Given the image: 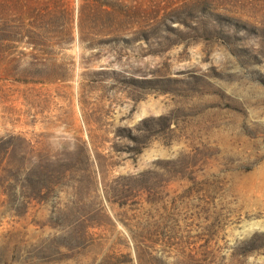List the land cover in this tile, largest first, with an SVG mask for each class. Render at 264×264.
<instances>
[{
    "label": "rangeland",
    "instance_id": "obj_1",
    "mask_svg": "<svg viewBox=\"0 0 264 264\" xmlns=\"http://www.w3.org/2000/svg\"><path fill=\"white\" fill-rule=\"evenodd\" d=\"M0 264H264V0H0Z\"/></svg>",
    "mask_w": 264,
    "mask_h": 264
}]
</instances>
